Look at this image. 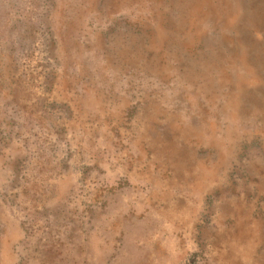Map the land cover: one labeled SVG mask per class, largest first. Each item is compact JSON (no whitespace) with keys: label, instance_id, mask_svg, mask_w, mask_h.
Returning <instances> with one entry per match:
<instances>
[{"label":"rangeland","instance_id":"obj_1","mask_svg":"<svg viewBox=\"0 0 264 264\" xmlns=\"http://www.w3.org/2000/svg\"><path fill=\"white\" fill-rule=\"evenodd\" d=\"M0 264H264V0H0Z\"/></svg>","mask_w":264,"mask_h":264}]
</instances>
